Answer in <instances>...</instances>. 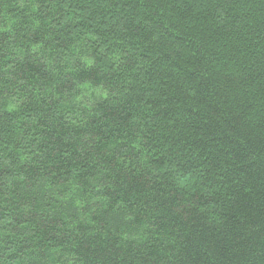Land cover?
I'll use <instances>...</instances> for the list:
<instances>
[{"label":"trees","instance_id":"16d2710c","mask_svg":"<svg viewBox=\"0 0 264 264\" xmlns=\"http://www.w3.org/2000/svg\"><path fill=\"white\" fill-rule=\"evenodd\" d=\"M0 264H264V0H0Z\"/></svg>","mask_w":264,"mask_h":264}]
</instances>
